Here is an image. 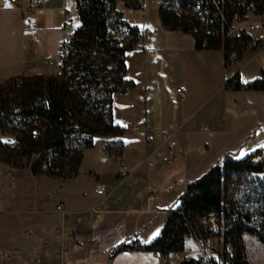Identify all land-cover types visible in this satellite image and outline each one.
<instances>
[{"label":"crops","instance_id":"crops-1","mask_svg":"<svg viewBox=\"0 0 264 264\" xmlns=\"http://www.w3.org/2000/svg\"><path fill=\"white\" fill-rule=\"evenodd\" d=\"M152 2L139 0L138 8L117 2L125 20L151 34L150 48L140 41L124 53V78L134 86L112 93V120L123 133L96 134L78 172L64 180L0 162V264H175L170 254L157 260L150 250L110 251L122 242L153 240L185 183L206 173L223 154L241 158L264 148V90L224 88L237 71L244 82L260 77L264 50L247 47L224 65L222 49H197L191 34L163 26ZM32 3L34 12L24 16L9 0H0V82L43 73L47 60L58 72L64 31L78 24L70 25L75 0ZM255 18L250 14L239 25ZM250 35L264 40V27ZM178 84L185 87L184 98L175 92ZM117 139L123 145L115 159L104 144ZM168 148L172 157L162 161L157 152ZM10 168L13 178L6 174ZM98 185L104 186L102 194L95 191ZM148 185L154 189L151 200L145 195ZM63 228L69 236L62 235ZM242 239L252 246L249 263L264 264V243L255 234L243 233ZM184 243L193 247L194 239L187 236ZM5 254L9 257L2 260Z\"/></svg>","mask_w":264,"mask_h":264},{"label":"trees","instance_id":"trees-1","mask_svg":"<svg viewBox=\"0 0 264 264\" xmlns=\"http://www.w3.org/2000/svg\"><path fill=\"white\" fill-rule=\"evenodd\" d=\"M118 1L128 8L139 7L137 0H75L79 22L61 46L58 72L20 74L0 82V162L13 168L29 166L34 175L64 180L78 172L84 150L92 146L96 134L123 133L112 120V93L134 86L124 78V53L140 45L141 29L122 17ZM234 14L244 21L250 14L262 15L264 0H161L158 4L163 26L191 34L197 49H222L224 65L247 48L251 37L243 28L229 31ZM122 29H127L122 37L110 33ZM224 88L264 90V70L248 82L237 71ZM122 145L120 139L109 140L104 151L117 159ZM263 153L259 147L241 158L223 154L206 173L185 183L178 205L168 209L153 240L122 242L110 254L130 248L162 255L181 251L200 217L214 210L220 228L216 235L223 239L216 257L203 263L183 254L175 264H250L242 234H255L264 243V199L258 194L261 183L253 179L264 174V156L259 157ZM231 179L247 180L238 206L227 203L221 194Z\"/></svg>","mask_w":264,"mask_h":264},{"label":"built area","instance_id":"built-area-1","mask_svg":"<svg viewBox=\"0 0 264 264\" xmlns=\"http://www.w3.org/2000/svg\"><path fill=\"white\" fill-rule=\"evenodd\" d=\"M10 3L19 8L22 15L29 16L31 15L35 8L37 7L32 3V0H29L28 4L24 3L25 0H9ZM161 0H154L155 4H159ZM139 3V0H137ZM250 10L253 11L254 9L250 7ZM178 12L180 10L178 9ZM244 20H241L237 14H234L232 17L231 25H229L230 32H238L243 28L246 32L250 33L251 31L255 30L258 27H264V14L257 15L254 20L249 21L245 26H240L239 24L243 23ZM193 32H197L196 28H193ZM127 32V29H122L117 32L110 31L111 34H117L118 37H122L123 34ZM65 41L71 36V32L66 29L64 31ZM141 42L144 48L151 47V34L148 28H143L141 30ZM247 47L255 48L258 50L264 49V40L259 39L256 37H250L248 40ZM47 63L50 65L52 64V60H47ZM175 92L180 98H184L186 96L185 87L182 84H178L175 87ZM201 129H205L206 126L201 124ZM162 140H166L167 135L161 134ZM158 155L161 157L162 161H169L172 157L173 150L171 148L168 149H159ZM264 153L259 156L261 159L263 158ZM255 159V158H253ZM6 174L9 175L11 178L14 177L13 170L7 169ZM120 177H124L127 175V168L125 165H122L119 171ZM97 194H102L104 191L103 185H98L95 189ZM145 195L147 200H151L154 197V189L152 186L148 185L145 188ZM62 206L60 204L56 205V209L61 210ZM219 223L217 220V212L212 210L207 214L200 217L197 221L195 229L191 237L194 239V246L184 245L181 251H174L169 253L174 260L180 259L183 254L191 255L196 258H199L203 263L209 262L211 259L216 257V250L218 248L223 247V239L221 236H217V232L219 231ZM206 231L207 233H204ZM62 235L69 236V229L63 228L61 230ZM224 247L228 249L230 247V243H224ZM60 250H64V246L60 247ZM151 256L157 260L160 259L162 254L157 250H150ZM9 257L8 254L2 256L3 259H7Z\"/></svg>","mask_w":264,"mask_h":264},{"label":"rangeland","instance_id":"rangeland-1","mask_svg":"<svg viewBox=\"0 0 264 264\" xmlns=\"http://www.w3.org/2000/svg\"><path fill=\"white\" fill-rule=\"evenodd\" d=\"M153 5L155 4L153 0ZM71 27H73L76 22H79L77 13L76 15H71ZM264 50V49H263ZM47 69L43 70V73H53L56 71V63L52 61V64L46 65ZM254 181H257L258 183H261V186L259 187V197L264 199V174L260 175H253ZM247 180L246 179H231L229 180V183L227 185V188L222 189L221 194L224 198V200L233 206H238L241 199H243L244 190L247 186ZM244 243V253L248 261H250L253 258V250L251 244L246 240L243 239Z\"/></svg>","mask_w":264,"mask_h":264},{"label":"snow or ice","instance_id":"snow-or-ice-1","mask_svg":"<svg viewBox=\"0 0 264 264\" xmlns=\"http://www.w3.org/2000/svg\"><path fill=\"white\" fill-rule=\"evenodd\" d=\"M117 123H119V121H117ZM241 155H243V153H241ZM155 235V234H154Z\"/></svg>","mask_w":264,"mask_h":264}]
</instances>
